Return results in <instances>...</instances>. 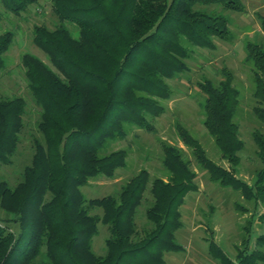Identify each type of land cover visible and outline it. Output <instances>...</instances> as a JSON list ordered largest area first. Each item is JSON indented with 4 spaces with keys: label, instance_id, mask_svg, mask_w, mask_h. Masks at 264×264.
Instances as JSON below:
<instances>
[{
    "label": "trees",
    "instance_id": "16d2710c",
    "mask_svg": "<svg viewBox=\"0 0 264 264\" xmlns=\"http://www.w3.org/2000/svg\"><path fill=\"white\" fill-rule=\"evenodd\" d=\"M244 1L51 0L59 23L55 28L35 24L32 32L58 72L31 53L22 57L28 88L41 107L43 139L34 138L32 161L15 186L0 174V264H36L43 254L41 264H165L166 250L182 249L175 239L182 226L180 207L197 189V175L179 148L164 145L167 179L151 180L143 170L120 193L93 199L82 187L126 165L125 150L100 153L109 140L123 135L125 123L154 129L148 116L163 113L158 99L170 96L167 80L188 68L190 49L183 40L208 48L214 38L230 37L228 19L214 7L243 11ZM0 2L20 15L39 0ZM14 37L13 30L0 34V75ZM246 47L255 80L253 111L264 122V45L249 42ZM199 88L206 96L205 126L229 167L212 160L200 141L179 126L180 135L212 180L240 190L257 210L264 203V133L253 132L263 166L249 184L237 174L245 141L234 120L240 91L233 75L226 72L218 83L207 79ZM26 111L23 96L0 98V171L12 162ZM148 190L151 202L140 226L139 208ZM94 207L102 213H91ZM256 210L253 217L263 222L264 212ZM100 222L110 231L105 254H97L92 244ZM251 231L237 259L214 238L209 252L219 264H263L264 233L251 246Z\"/></svg>",
    "mask_w": 264,
    "mask_h": 264
},
{
    "label": "rangeland",
    "instance_id": "374dc122",
    "mask_svg": "<svg viewBox=\"0 0 264 264\" xmlns=\"http://www.w3.org/2000/svg\"><path fill=\"white\" fill-rule=\"evenodd\" d=\"M243 11L224 10L214 7L229 21L230 37L214 38L213 47H200L184 39L183 43L190 49L186 59L188 68L168 79L170 96L158 99L164 111L157 117L148 116L153 130L133 123H125L122 136L109 140L102 148V155L117 150L127 152V162L119 167L114 176L104 174L91 178L82 187L88 199L102 198L120 193L123 186L143 170L150 174V179L169 178L170 172L164 164V145L179 148L186 161L196 172L197 189L190 191L180 207L182 226L175 232L176 241L181 250H166L165 264H219L209 252V239L214 238L223 250L232 258H238V252L246 249L244 240L248 237L247 229H252L251 246L255 236L264 233V221L254 218L255 208L244 197L240 190L221 185L211 179L210 174L201 165L179 132V126L197 138L207 155L216 163L229 167L222 158L214 137L205 126L204 104L206 96L199 88V83L209 79L218 83L225 78V73L233 75V85L240 91V104L234 120L240 126V135L245 141L244 149L239 153L241 162L237 174L249 184L254 181L257 171L263 166L257 154V145L253 132L259 129L264 133V122L255 114L254 95L255 80L251 64L247 61V44L255 42L264 45V0H245ZM3 17L0 20V34L13 30V43L5 54V68L0 75V98L23 96L27 101L25 126L20 135L17 150L11 158V164L1 167V178L15 186L21 179L23 169L32 161L34 138L43 139L38 129L41 119V107L35 102L30 89L26 68L22 57L31 53L41 58L56 70L48 55L33 41V26L45 24L55 28L59 23L52 9L51 0H39L23 14L17 15L0 2ZM75 36L79 30L70 25ZM57 71V70H56ZM58 72V71H57ZM147 201L139 208L138 223L143 226L145 210L150 204L151 193H146ZM256 212H264V203H260ZM91 213H102L98 207L91 208ZM110 237L108 226L99 223V230L92 244L97 254H105L106 240ZM44 254L36 264H41ZM262 264V263H260ZM264 264V263H263Z\"/></svg>",
    "mask_w": 264,
    "mask_h": 264
}]
</instances>
